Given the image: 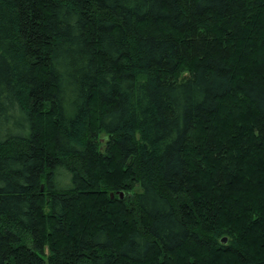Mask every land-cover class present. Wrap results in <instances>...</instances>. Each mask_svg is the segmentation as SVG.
<instances>
[{
    "label": "trees",
    "instance_id": "16d2710c",
    "mask_svg": "<svg viewBox=\"0 0 264 264\" xmlns=\"http://www.w3.org/2000/svg\"><path fill=\"white\" fill-rule=\"evenodd\" d=\"M0 264H264V0H0Z\"/></svg>",
    "mask_w": 264,
    "mask_h": 264
},
{
    "label": "water",
    "instance_id": "95a60500",
    "mask_svg": "<svg viewBox=\"0 0 264 264\" xmlns=\"http://www.w3.org/2000/svg\"><path fill=\"white\" fill-rule=\"evenodd\" d=\"M114 196H115V194L114 193H111V197L113 198ZM119 196H120V198H123L124 197V193L123 192H120L119 193ZM223 241L226 242V238H223Z\"/></svg>",
    "mask_w": 264,
    "mask_h": 264
}]
</instances>
